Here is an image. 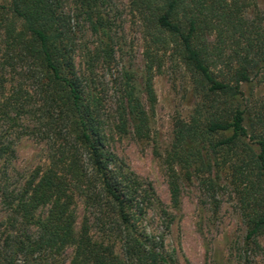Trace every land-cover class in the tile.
Listing matches in <instances>:
<instances>
[{
	"label": "trees",
	"instance_id": "obj_1",
	"mask_svg": "<svg viewBox=\"0 0 264 264\" xmlns=\"http://www.w3.org/2000/svg\"><path fill=\"white\" fill-rule=\"evenodd\" d=\"M4 1L0 9L12 21L0 70L20 69V79L7 93L13 80L0 74V120L44 141L48 155L20 189L0 193L10 225L19 228L12 242L0 243V264H17L21 255L59 264L56 257L67 248L69 264H179L165 244L174 216L161 207L163 231L148 229V213L160 205L154 190L106 146L108 131L154 141L153 78L166 63L186 74L194 98L187 115L174 117L161 158L170 208L179 209L181 187L193 180L214 209L216 196L228 191L245 226V245L260 248L264 15H247L256 0H128L141 28L144 67L140 78L127 70L119 75L111 123L93 81L98 67L111 73L115 56L108 1ZM84 28L95 38L84 51L89 76L74 63ZM25 118L36 126L25 128ZM9 149L0 140V156Z\"/></svg>",
	"mask_w": 264,
	"mask_h": 264
},
{
	"label": "rangeland",
	"instance_id": "obj_2",
	"mask_svg": "<svg viewBox=\"0 0 264 264\" xmlns=\"http://www.w3.org/2000/svg\"><path fill=\"white\" fill-rule=\"evenodd\" d=\"M109 18L113 22L112 39L115 56L111 73L97 68L93 81L96 91L104 93L105 112L112 121L114 101L116 99L115 85L119 75L124 70L137 74L140 78L144 67L142 51L143 40L138 21L130 13L128 0H107ZM8 1L0 0V5H7ZM67 10V9H66ZM264 15V0H256V6L249 9L247 15L253 18L254 13ZM7 10L0 9V63L6 52L7 28L12 21ZM78 51L75 65L78 70L85 72V48L92 49L95 38L86 28L79 33ZM85 51V52H84ZM0 70L5 74L2 78L12 79L11 84L5 85V92H12L18 84L19 76L16 69ZM87 76L89 74L85 72ZM30 89V83L25 84ZM25 85L22 88H25ZM154 95L156 105L152 115V137L154 141L145 144L135 141L131 136L119 137L115 133L107 132L106 146L115 157L118 164L131 171L145 185H151L155 192L156 206L148 213V229L154 233L163 231L160 208L166 209L174 216L169 231H166L165 244L168 251L178 259L179 264H264V241L259 240L260 248L245 245V226L233 196L228 192H221L216 196L218 208L214 209L209 196L205 195L197 181L184 183L181 187L180 207L178 210L170 208L169 192L162 156L171 141L172 123L174 117L185 116L189 113L194 98L188 84V77L177 66L166 63L154 75ZM2 93V89L0 90ZM1 101V97H0ZM25 128L33 129L36 121L24 119ZM19 129H9L0 120V140L4 147L9 146L7 153L0 156V193L20 189L31 172L47 161V144L32 135H21ZM156 204H154L155 206ZM84 212L77 209L78 221ZM10 211L4 205L0 195V243H4L19 230L18 226L10 225ZM12 239H9V242ZM72 249H65L56 262L69 264ZM37 256L25 260L19 256L17 264H37Z\"/></svg>",
	"mask_w": 264,
	"mask_h": 264
}]
</instances>
